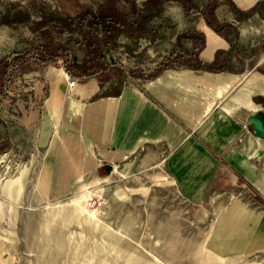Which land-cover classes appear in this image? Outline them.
I'll return each mask as SVG.
<instances>
[{"label":"crops","instance_id":"1","mask_svg":"<svg viewBox=\"0 0 264 264\" xmlns=\"http://www.w3.org/2000/svg\"><path fill=\"white\" fill-rule=\"evenodd\" d=\"M257 3L218 0L214 17L227 29L220 34L198 13L166 2L157 20L164 39L142 41L136 51L147 47L153 69L170 54L196 53L213 64L224 53L220 71L176 62L154 78H125L117 93L116 79L77 81L70 90L67 73L49 65L20 74L49 84L44 116L34 124V148L44 151L40 197L64 198L108 165L131 177L161 167L183 199L211 214L208 244L217 252H264V10L241 19L232 8L248 11ZM15 129L0 112V152L10 149Z\"/></svg>","mask_w":264,"mask_h":264},{"label":"rangeland","instance_id":"2","mask_svg":"<svg viewBox=\"0 0 264 264\" xmlns=\"http://www.w3.org/2000/svg\"><path fill=\"white\" fill-rule=\"evenodd\" d=\"M136 1L0 0V57L44 41L36 29L43 13L75 17L107 2L132 13L142 9ZM152 60L145 59L146 73ZM48 89V79L20 75L0 108L16 128L10 149L0 152V264H264V252L227 257L211 247V214L183 199L161 167L135 177L102 168L64 198L40 197L44 151L34 148V124L44 116Z\"/></svg>","mask_w":264,"mask_h":264},{"label":"trees","instance_id":"3","mask_svg":"<svg viewBox=\"0 0 264 264\" xmlns=\"http://www.w3.org/2000/svg\"><path fill=\"white\" fill-rule=\"evenodd\" d=\"M169 1L181 4L187 15L198 13L218 33L226 32L225 26H220L214 17L218 0H145L141 11L134 8L132 13L123 12L113 2L97 8H82L75 17L63 13H43L36 29L40 30L44 41L0 58V104L18 75L47 65L62 68L78 82L95 78L105 84L116 79L119 86L112 93L119 91L125 78H154L172 62L191 68L222 70L226 63L224 53H218L213 64L203 63L196 53L188 56L176 53L165 57L155 69L145 72L147 47L136 51L141 48L142 41L152 44L164 39L158 34L162 25L157 24V20L162 18L163 6ZM232 8L238 17L246 19L264 10V0H258L257 5L248 11H241L233 4ZM61 35L65 37L60 38ZM121 38H126L128 42L122 44ZM197 40L202 45L205 43L204 38ZM124 60L133 65H125Z\"/></svg>","mask_w":264,"mask_h":264},{"label":"built area","instance_id":"4","mask_svg":"<svg viewBox=\"0 0 264 264\" xmlns=\"http://www.w3.org/2000/svg\"><path fill=\"white\" fill-rule=\"evenodd\" d=\"M66 77L68 78V85L70 90L74 89V87L77 85V81L75 79L70 78L68 74L66 75Z\"/></svg>","mask_w":264,"mask_h":264},{"label":"water","instance_id":"5","mask_svg":"<svg viewBox=\"0 0 264 264\" xmlns=\"http://www.w3.org/2000/svg\"><path fill=\"white\" fill-rule=\"evenodd\" d=\"M112 169V167L111 166H106V170L109 172L110 170Z\"/></svg>","mask_w":264,"mask_h":264},{"label":"bare ground","instance_id":"6","mask_svg":"<svg viewBox=\"0 0 264 264\" xmlns=\"http://www.w3.org/2000/svg\"><path fill=\"white\" fill-rule=\"evenodd\" d=\"M83 187H86V185H85V186H83ZM83 187H80L79 189H83Z\"/></svg>","mask_w":264,"mask_h":264}]
</instances>
